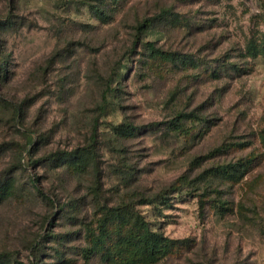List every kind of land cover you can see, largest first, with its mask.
<instances>
[{
    "label": "rangeland",
    "instance_id": "obj_1",
    "mask_svg": "<svg viewBox=\"0 0 264 264\" xmlns=\"http://www.w3.org/2000/svg\"><path fill=\"white\" fill-rule=\"evenodd\" d=\"M0 23L8 264H111L85 249L124 206L174 240L152 264H264V0H0Z\"/></svg>",
    "mask_w": 264,
    "mask_h": 264
},
{
    "label": "trees",
    "instance_id": "obj_2",
    "mask_svg": "<svg viewBox=\"0 0 264 264\" xmlns=\"http://www.w3.org/2000/svg\"><path fill=\"white\" fill-rule=\"evenodd\" d=\"M94 8L97 16L103 18L107 16L103 7L94 6ZM162 13L166 14V9L162 10ZM153 22V18H145L139 22L137 25L138 33L142 34L146 32ZM147 46L154 53L166 54V51L156 47L152 42H148ZM6 72V63L1 61L0 75L2 79L6 76ZM103 102H107V91L103 92ZM191 117H198V115L194 112H178L169 122L170 128L182 130L184 119ZM119 129L117 132L123 134L134 133L136 131L135 127L124 124ZM30 154V160H32V153ZM78 154V152H71L68 156L71 157L70 159H75L78 157ZM87 157L85 156L84 159H87ZM229 168L237 171V165H229ZM222 170L234 176V173L230 172L228 167H223ZM179 180L182 185L186 183L185 176H182ZM12 182L13 178L3 182V185L0 187L2 189L0 196L15 193V185H12ZM31 184L39 193H44L37 178L32 177ZM114 225H117V228H113ZM98 229L99 233L96 235L93 233L92 235L94 237L93 243L85 249L87 251V259H90L95 254H100L106 262H112L111 264H152L160 260L174 243L173 239L165 236L163 233L152 230L149 223L143 219L141 214L127 206L107 211L104 218L99 220ZM110 239L114 240L111 248L106 245V242ZM12 259L13 257L10 253L0 252V264H8Z\"/></svg>",
    "mask_w": 264,
    "mask_h": 264
}]
</instances>
